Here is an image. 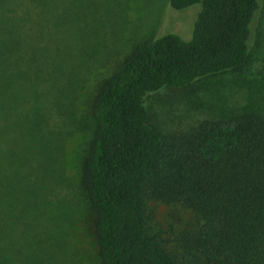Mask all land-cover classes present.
Returning a JSON list of instances; mask_svg holds the SVG:
<instances>
[{
    "label": "trees",
    "instance_id": "1",
    "mask_svg": "<svg viewBox=\"0 0 264 264\" xmlns=\"http://www.w3.org/2000/svg\"><path fill=\"white\" fill-rule=\"evenodd\" d=\"M106 1L0 0V264H76L83 254L81 242L71 246L68 239L83 203L65 170V143L76 125L69 115L48 123L38 95L54 91L71 110L68 71V84L51 80L43 88V67L49 62L61 71L71 27L80 30L79 49L84 33L95 36ZM167 3L174 11L197 9L189 35L166 32L136 46L102 82L92 106L85 179L96 260L264 264V117L250 110L162 133L146 104L163 88L243 67L259 0ZM74 45L80 66L88 52L77 54ZM151 202L179 206L194 220L170 234L155 231Z\"/></svg>",
    "mask_w": 264,
    "mask_h": 264
},
{
    "label": "rangeland",
    "instance_id": "2",
    "mask_svg": "<svg viewBox=\"0 0 264 264\" xmlns=\"http://www.w3.org/2000/svg\"><path fill=\"white\" fill-rule=\"evenodd\" d=\"M106 3L109 10L105 11V8L101 13V22L95 30V36L87 37L83 32L84 43L82 42L81 49L80 43L78 45L81 40L80 30L71 27L66 37L63 36L66 38L67 48L63 47L64 44L61 45L62 49L59 47L62 50L59 57L62 59L57 64L61 66V71L58 72L49 62L43 67L41 77H44L45 82H41L42 87H49L51 80L68 84V71L71 78L69 86L75 85L70 91L74 97L71 110L68 112V99L62 95L58 99L54 96V91L46 96L43 93L38 95L42 97L48 123L60 124L62 118L66 119L69 115L76 125L73 126L67 144L65 143L67 150L64 151L68 159L66 173L68 172L69 179L83 192L79 196L83 198V203L80 202L76 207V215L68 235L71 246L75 241L81 242L78 245L84 250L82 255L79 252V259L82 261H74L76 264H98L92 241L95 213L90 204L85 179V162L94 133L92 106L99 88L136 46L166 32L189 35L197 12L195 8L174 11L168 7L167 0H107L104 5ZM259 5L252 25L249 58L243 67L197 80L183 89L163 88L147 97L150 123L157 130L162 133L185 130L203 119L232 117L250 110H255L264 117V0H259ZM79 25L83 26L82 23ZM91 30L92 32L88 29L87 33H94V29ZM72 43L76 45L73 50L75 48L77 54L81 51L88 52L82 58L80 66L74 63L78 56L75 58L70 53ZM64 51L69 53L68 56ZM43 88L41 91H48V88ZM66 92L69 93L68 88ZM149 205L152 212L151 226L154 225L155 231H165V235L194 220L191 212L179 206L153 202ZM73 259L70 254L68 261Z\"/></svg>",
    "mask_w": 264,
    "mask_h": 264
}]
</instances>
